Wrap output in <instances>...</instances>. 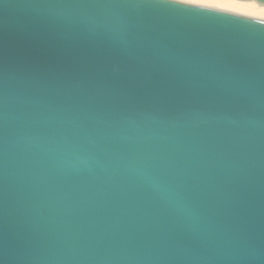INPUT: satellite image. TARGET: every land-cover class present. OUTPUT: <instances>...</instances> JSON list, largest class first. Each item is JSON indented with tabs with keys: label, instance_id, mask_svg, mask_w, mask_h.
Returning a JSON list of instances; mask_svg holds the SVG:
<instances>
[{
	"label": "water",
	"instance_id": "1",
	"mask_svg": "<svg viewBox=\"0 0 264 264\" xmlns=\"http://www.w3.org/2000/svg\"><path fill=\"white\" fill-rule=\"evenodd\" d=\"M0 80V264H264L263 14L0 0Z\"/></svg>",
	"mask_w": 264,
	"mask_h": 264
},
{
	"label": "snow or ice",
	"instance_id": "2",
	"mask_svg": "<svg viewBox=\"0 0 264 264\" xmlns=\"http://www.w3.org/2000/svg\"><path fill=\"white\" fill-rule=\"evenodd\" d=\"M115 2L125 6L136 5L138 7H148L170 3L171 0H115ZM179 2L188 4H203L209 2V0H179ZM2 87L3 82L0 80V89H2Z\"/></svg>",
	"mask_w": 264,
	"mask_h": 264
},
{
	"label": "bare ground",
	"instance_id": "3",
	"mask_svg": "<svg viewBox=\"0 0 264 264\" xmlns=\"http://www.w3.org/2000/svg\"><path fill=\"white\" fill-rule=\"evenodd\" d=\"M208 3L222 5L226 7L236 8L240 10L250 11L264 15V6H258L251 1L239 0H209Z\"/></svg>",
	"mask_w": 264,
	"mask_h": 264
}]
</instances>
